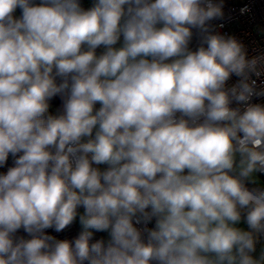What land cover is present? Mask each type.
<instances>
[{
	"label": "clouds",
	"instance_id": "obj_1",
	"mask_svg": "<svg viewBox=\"0 0 264 264\" xmlns=\"http://www.w3.org/2000/svg\"><path fill=\"white\" fill-rule=\"evenodd\" d=\"M223 7L0 0V264H264V54Z\"/></svg>",
	"mask_w": 264,
	"mask_h": 264
},
{
	"label": "built area",
	"instance_id": "obj_2",
	"mask_svg": "<svg viewBox=\"0 0 264 264\" xmlns=\"http://www.w3.org/2000/svg\"><path fill=\"white\" fill-rule=\"evenodd\" d=\"M93 1L87 0L81 3V6L87 9L92 5ZM247 7L249 11L241 13L240 9ZM223 11L225 13L222 20H214L212 24L215 26V31L220 34H226L230 36H235L240 42H242L248 52L249 57L255 55L264 54V0H224ZM17 17V13H15ZM195 32V30H194ZM198 36L194 35L193 41L190 45L191 48L195 49L198 45ZM103 46L97 49V54L99 50H103ZM236 77L233 75L227 82L228 85H232L236 82ZM261 80H264V76L257 79L258 85ZM256 102L264 103V99ZM13 158L9 156L7 165L4 168H0V172H5L6 168L12 166ZM101 170L106 166L100 165ZM264 178V177H262ZM251 187V185H250ZM152 225H149L151 227ZM49 234L55 236L58 239H73L75 238L80 229L74 222L63 232L56 233L51 229L47 230ZM20 235H25L22 230ZM106 233H95L94 239L105 238ZM27 238V237H26ZM106 239V238H105Z\"/></svg>",
	"mask_w": 264,
	"mask_h": 264
},
{
	"label": "rangeland",
	"instance_id": "obj_3",
	"mask_svg": "<svg viewBox=\"0 0 264 264\" xmlns=\"http://www.w3.org/2000/svg\"><path fill=\"white\" fill-rule=\"evenodd\" d=\"M120 43H122V38H121V41H120ZM120 43H118L117 45H116V47H119L120 46ZM104 51V49L103 50H99V53L101 52H103ZM59 82V81H58ZM49 104H50V108H49V114H52V115H57V114H59V112L61 111V105H62V100H61V98L59 97V96H57V97H54L52 100H50L49 101ZM97 107H99V105H97ZM106 166V165H105ZM261 179H264V178H261ZM78 212H83V209L82 208H80V209H78ZM76 224H77V226L79 227V229H80V226H79V223H78V218H77V221L75 222ZM241 227H244V228H246L247 227V225L246 224H244L243 222L241 223V225H240ZM103 234V233H102ZM105 238L107 239V234L105 235ZM259 249H260V245L258 244L257 245V253L259 252Z\"/></svg>",
	"mask_w": 264,
	"mask_h": 264
},
{
	"label": "water",
	"instance_id": "obj_4",
	"mask_svg": "<svg viewBox=\"0 0 264 264\" xmlns=\"http://www.w3.org/2000/svg\"><path fill=\"white\" fill-rule=\"evenodd\" d=\"M84 1H87V0H79L80 4H81L82 2H84ZM90 1H93V2H94V0H90ZM35 2H36V3H39V0H35ZM16 13H17L18 16H20L21 13H20V9H19V8L17 9Z\"/></svg>",
	"mask_w": 264,
	"mask_h": 264
}]
</instances>
